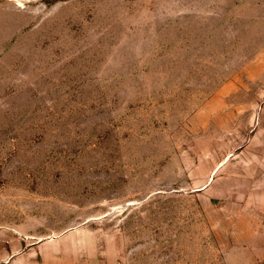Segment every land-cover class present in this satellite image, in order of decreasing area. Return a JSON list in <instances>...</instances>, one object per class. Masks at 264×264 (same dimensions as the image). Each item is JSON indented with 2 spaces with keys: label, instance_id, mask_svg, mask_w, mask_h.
Wrapping results in <instances>:
<instances>
[{
  "label": "rangeland",
  "instance_id": "rangeland-1",
  "mask_svg": "<svg viewBox=\"0 0 264 264\" xmlns=\"http://www.w3.org/2000/svg\"><path fill=\"white\" fill-rule=\"evenodd\" d=\"M0 264H264V0H0Z\"/></svg>",
  "mask_w": 264,
  "mask_h": 264
}]
</instances>
